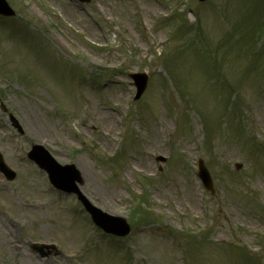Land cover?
<instances>
[{
  "label": "rangeland",
  "instance_id": "obj_1",
  "mask_svg": "<svg viewBox=\"0 0 264 264\" xmlns=\"http://www.w3.org/2000/svg\"><path fill=\"white\" fill-rule=\"evenodd\" d=\"M6 1L0 154L16 179L0 176V264H264V0ZM133 73L148 76L135 102ZM33 144L132 233L93 231Z\"/></svg>",
  "mask_w": 264,
  "mask_h": 264
},
{
  "label": "water",
  "instance_id": "obj_2",
  "mask_svg": "<svg viewBox=\"0 0 264 264\" xmlns=\"http://www.w3.org/2000/svg\"><path fill=\"white\" fill-rule=\"evenodd\" d=\"M199 1L203 2L204 0H199ZM7 9L8 8L6 7V5L3 2H0V13L8 14L9 10H7ZM131 77L135 81V85L137 87V97H139L142 94V92L145 90V84H146V81H147V77L145 75L144 76H142V75H134V76H131ZM32 158L36 159L43 167H45L48 170L47 165L43 164L44 162L47 161L46 159H44V158L38 159L35 155H32ZM199 168H200V176H201V178H203V181H205V183L206 182L208 183V188H209L210 187V180L208 178L206 169L202 166V162H199ZM0 171L2 172V174L3 173L6 174V176H8V178H10V179L13 178V175L10 172H8L5 167H3L1 162H0ZM71 179L72 180H75V179L77 180L76 175L71 176ZM117 224H119V223L117 222ZM120 224H122V223H120ZM122 225H123V229L120 232V235H125V233L128 232V229L124 226V224H122Z\"/></svg>",
  "mask_w": 264,
  "mask_h": 264
}]
</instances>
